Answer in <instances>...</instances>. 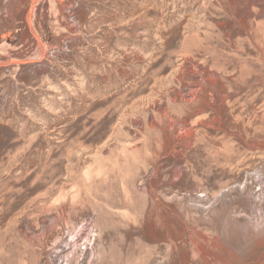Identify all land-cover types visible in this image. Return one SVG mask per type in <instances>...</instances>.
I'll return each mask as SVG.
<instances>
[{"label": "rangeland", "instance_id": "1", "mask_svg": "<svg viewBox=\"0 0 264 264\" xmlns=\"http://www.w3.org/2000/svg\"><path fill=\"white\" fill-rule=\"evenodd\" d=\"M232 1L0 0V264H264V0Z\"/></svg>", "mask_w": 264, "mask_h": 264}, {"label": "bare ground", "instance_id": "2", "mask_svg": "<svg viewBox=\"0 0 264 264\" xmlns=\"http://www.w3.org/2000/svg\"><path fill=\"white\" fill-rule=\"evenodd\" d=\"M229 1H231V0H228V2ZM234 1H236V0H233L232 1V3L234 2ZM230 4V3H229ZM234 5H237L236 3H234L233 4V6ZM233 6H231V7H233ZM224 8V7H223ZM230 8V7H229ZM227 14V13H226ZM253 27V26H252ZM249 28V27H248ZM254 31V30H253ZM260 39V38H259ZM199 41V40H198ZM263 41V40H262ZM198 44H200V43H198ZM197 44V45H198ZM202 44V43H201ZM263 45V44H262ZM195 47V46H194ZM197 47V46H196ZM198 48V47H197ZM209 50V49H208ZM199 52H202V50L201 51H199ZM209 53V52H208ZM203 54H204V52H203ZM211 55H212V53H210ZM189 56V55H188ZM197 57V56H196ZM206 57H208V56H206ZM210 59V58H209ZM208 61V60H207ZM212 61V60H211ZM192 62V61H191ZM195 62V61H194ZM203 63V62H202ZM209 64V63H208ZM212 64V63H211ZM199 65H200V63H199ZM216 65V64H215ZM204 67H205V65H204ZM214 69V68H213ZM192 70V69H191ZM208 70V69H207ZM217 70V69H216ZM210 71V70H209ZM207 72V71H206ZM217 73V72H216ZM212 74V73H211ZM216 75V74H215ZM224 75V74H223ZM220 79V78H219ZM228 80V79H227ZM219 81V80H218ZM216 83V82H215ZM206 84V83H205ZM237 84V83H236ZM211 85V84H210ZM209 85V86H210ZM207 89V88H206ZM226 89V88H225ZM209 90H210V88H209ZM190 92V91H189ZM220 92V91H219ZM162 93V92H161ZM198 95V94H197ZM174 96V95H173ZM216 96V95H215ZM204 97H205V95H204ZM169 101V100H168ZM247 101H249V100H247ZM176 102V101H175ZM250 102H252V101H250ZM264 104V103H263ZM172 105V104H171ZM186 107V106H185ZM255 115H257L258 116V114H255ZM241 116V115H240ZM264 117V116H263ZM263 119V118H262ZM249 122V121H248ZM247 124V123H246ZM234 125V124H233ZM242 125V124H241ZM242 127V126H241ZM244 127V126H243ZM255 128V127H254ZM234 132V131H233ZM227 190V189H226ZM245 190H247L246 192H249L250 191V189L249 188H246ZM226 194H228L229 196L231 195V193H232V191H230L229 189L227 190V192H225ZM225 194V195H226ZM247 194V193H246ZM227 196V195H226ZM248 196V195H247ZM250 196V195H249ZM251 197V196H250ZM249 198V197H248ZM249 200V199H248ZM89 241V239H88V237H85V239H84V241H83V243H81V245H84L85 244V242L86 241ZM82 241V240H81ZM97 241H96V239L94 240V243H96ZM80 243V242H79ZM93 243V244H94ZM81 246H79V250L76 252L75 251V248L74 249H72L71 248V251H69L68 249L66 250V249H63V250H61L60 251V256H62V255H64V261L67 263V264H70L71 263V260H74V258L75 259H78V258H82V257H84V256H86V255H88V249H87V246L84 248L83 247V249L84 250H81V248H80ZM59 248H61V247H59ZM90 251V250H89ZM93 247L91 248V252L93 253ZM59 252V251H58ZM95 255V254H94ZM89 256V255H88ZM92 256V255H91ZM90 256V257H91ZM96 256V255H95ZM94 256V257H95ZM36 257V256H35ZM87 257V256H86ZM62 258V257H61ZM89 258V257H88ZM87 258V259H88ZM86 259V260H87ZM21 260V259H20ZM96 260V258L93 260V261H95ZM36 261V260H35ZM75 262V261H74ZM90 262H88V264H89ZM73 264V263H72ZM80 264V263H79ZM82 264V263H81Z\"/></svg>", "mask_w": 264, "mask_h": 264}]
</instances>
